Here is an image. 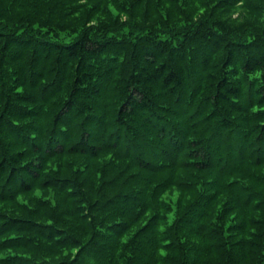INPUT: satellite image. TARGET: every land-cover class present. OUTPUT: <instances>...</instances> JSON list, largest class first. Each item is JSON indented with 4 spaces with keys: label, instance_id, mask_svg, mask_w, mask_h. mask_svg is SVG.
I'll list each match as a JSON object with an SVG mask.
<instances>
[{
    "label": "trees",
    "instance_id": "trees-1",
    "mask_svg": "<svg viewBox=\"0 0 264 264\" xmlns=\"http://www.w3.org/2000/svg\"><path fill=\"white\" fill-rule=\"evenodd\" d=\"M0 264H264V0H0Z\"/></svg>",
    "mask_w": 264,
    "mask_h": 264
}]
</instances>
